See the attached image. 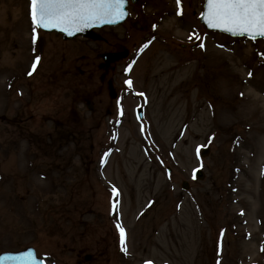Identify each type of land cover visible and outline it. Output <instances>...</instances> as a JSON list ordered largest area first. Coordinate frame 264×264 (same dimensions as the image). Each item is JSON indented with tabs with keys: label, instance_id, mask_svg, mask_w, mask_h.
Here are the masks:
<instances>
[{
	"label": "rangeland",
	"instance_id": "obj_1",
	"mask_svg": "<svg viewBox=\"0 0 264 264\" xmlns=\"http://www.w3.org/2000/svg\"><path fill=\"white\" fill-rule=\"evenodd\" d=\"M28 4L0 0V253L264 264V42L204 30L203 0H138L122 25L98 31L103 42L37 31L33 43ZM11 43L22 82L9 102ZM122 50L127 58L98 69L102 54ZM11 113L24 128L6 126Z\"/></svg>",
	"mask_w": 264,
	"mask_h": 264
},
{
	"label": "snow or ice",
	"instance_id": "obj_2",
	"mask_svg": "<svg viewBox=\"0 0 264 264\" xmlns=\"http://www.w3.org/2000/svg\"><path fill=\"white\" fill-rule=\"evenodd\" d=\"M176 2L179 9L181 0ZM125 5L126 0H30L33 43L36 41L38 29H57L73 35L96 24L116 23L127 15ZM180 14L181 12L178 11L177 15ZM201 18L209 28L219 29L233 36H247L251 40L264 38V0H206L205 11ZM147 46V44L144 45L145 48ZM200 47L203 48L204 45L201 44ZM39 60L40 57L37 56L32 65V71L36 70ZM28 74L32 75V72ZM125 83L131 87L130 80ZM199 151L200 149L197 148V154ZM193 178H195V172ZM113 194L118 195L115 189ZM113 209H116L115 204ZM116 227L120 235L121 250L126 251L125 230L119 223ZM26 256L30 264H41L31 252H28ZM24 259L23 256H4L0 257V264Z\"/></svg>",
	"mask_w": 264,
	"mask_h": 264
},
{
	"label": "water",
	"instance_id": "obj_3",
	"mask_svg": "<svg viewBox=\"0 0 264 264\" xmlns=\"http://www.w3.org/2000/svg\"><path fill=\"white\" fill-rule=\"evenodd\" d=\"M131 2L132 3H135L136 0H131ZM205 3H206V0H204V7H203L204 9H203V12L205 11ZM126 6H127V2H126V5H125V8H126ZM125 11H126V9H125ZM126 16L123 19L118 20L116 23L96 24V25H93V26H90V27L86 28L85 30H83L81 32H77V33H75L73 35H68V34H66L64 32H61V31L57 30V29H51V30H45V29H43V30H45V31H56V32H59V34L62 35V39L63 40L73 39V38H75L77 36H81L83 38H86L87 40L90 39L92 41H97V40H101V38L99 37V35H97L96 33L93 32V29H100V28L105 27V26H115V25H118V24L122 23L125 20ZM200 23L207 30L220 31L219 29L209 28L207 26V24L204 23V21H203L202 18L200 19ZM220 32H223V31H220ZM224 33H226V32H224ZM227 34L231 35L230 33H227ZM231 36H233V35H231ZM236 36H239V35H236ZM125 56H126V52H124V53H117V54H105V55H103L102 58L104 59L106 65H108L109 62L110 63L115 62L118 59L120 60V58H123ZM111 97H114V94L113 93H111ZM138 113H139L138 117L140 118L141 113L140 112H138ZM202 155L203 156L207 155V150H203ZM196 178H197V180L198 179H202L203 178L202 173L197 171ZM182 187H183V189H186L187 188V186L185 184ZM33 251H34L33 249L29 248V249H26V251L24 250V251H21L19 253H15V254H13V253H3V254L0 255V257H4V256H17V257L23 256V257H25V259L23 261L7 262V264H30V262L28 261V258L26 256V254L28 252H31L33 254L34 258L36 259L35 252H33ZM85 259L87 260L88 257H85ZM37 261L40 262V260H38V259H37ZM41 264H43V263L41 262Z\"/></svg>",
	"mask_w": 264,
	"mask_h": 264
},
{
	"label": "flooded vegetation",
	"instance_id": "obj_4",
	"mask_svg": "<svg viewBox=\"0 0 264 264\" xmlns=\"http://www.w3.org/2000/svg\"><path fill=\"white\" fill-rule=\"evenodd\" d=\"M44 79V76H39V80H43ZM42 83L43 82H41V84L39 85V86H37V87H41L42 86ZM43 87V86H42ZM38 88V90L40 91V89ZM42 90H44L43 88H42ZM8 95H9V102L11 101L12 102V100H11V96L10 95H13V90L11 89L10 91H9V93H8ZM14 118V115L11 113L10 114V117H8V119H7V122L5 123L6 124V126H9V127H14V126H16V125H19V127L21 126L22 128H24V122H19L18 120H14L13 119ZM30 123V125L32 126V127H40L41 129H43V127H44V123L43 122H40V121H33V122H29ZM11 144V143H10ZM27 144L28 145H31V143L29 142V141H27ZM83 255H85V254H83V253H77V263L78 264H83ZM92 257L90 258V262L93 260V255H91Z\"/></svg>",
	"mask_w": 264,
	"mask_h": 264
}]
</instances>
